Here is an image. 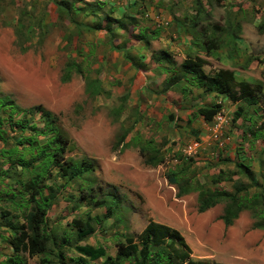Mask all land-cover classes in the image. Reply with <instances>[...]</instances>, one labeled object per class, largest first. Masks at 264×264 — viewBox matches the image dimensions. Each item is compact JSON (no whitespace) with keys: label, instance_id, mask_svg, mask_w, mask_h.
I'll return each mask as SVG.
<instances>
[{"label":"rangeland","instance_id":"rangeland-1","mask_svg":"<svg viewBox=\"0 0 264 264\" xmlns=\"http://www.w3.org/2000/svg\"><path fill=\"white\" fill-rule=\"evenodd\" d=\"M202 1L203 8L212 9L214 14L211 19L199 20L195 27L192 21L196 17V0H0V94L11 97L25 111L42 106L56 114L74 146L66 157L95 159L99 163L96 186H101L96 194L103 199L108 193H117L120 201L119 212L106 217L104 207L77 206L76 185L62 188L48 216V230L55 241L47 252L35 256L15 252L9 242L11 225L26 230L24 215L33 210L22 183L39 172V159L34 161L33 168L22 167L20 160L28 162L36 155L35 151L25 149L24 144L33 137L39 141V134L33 135L31 128L39 130L40 120L37 113L19 114L12 122L3 116L1 128L7 141L0 142V149L15 152L0 155V264H13L10 261L16 257L22 264H86L76 250L77 245L84 244L102 245L108 255L115 257L117 241L125 235L138 241L151 220L178 230L191 248L194 261L264 264V230L251 228L250 212L244 211L232 227H226L220 216L217 217L221 208L198 213L197 193L177 198L178 189L165 177L167 172L175 171L180 180L192 178L195 182L209 183L220 169L234 171L231 163L212 157V153L218 154V148L208 144L220 129L222 140L227 143L224 151L230 153L234 149L232 160L235 162L258 164L259 171L255 172L259 181L264 182V135L260 143L242 139V130L233 121L234 114H230L231 104L225 108L232 118L220 120L217 130L208 128L210 121L204 118L194 126L185 125L179 116L181 109L175 108L176 103L182 102L180 96L170 94L167 98L174 99L171 113L154 99L163 96L158 92L162 91L166 77L151 55L168 51L177 64L188 55L200 56L210 74L229 67L241 74L238 79L255 85L261 83V90L256 94L264 111V0ZM60 2L69 4L70 14L57 11ZM123 13L136 17L139 27L118 32L114 20L122 18ZM73 21L92 26L101 23L113 30L107 33L81 27L78 36ZM213 24L219 26L214 40L223 48L208 55L201 46L189 44V35L203 34V40L213 33ZM137 30L157 32L152 35L149 47L137 41ZM116 48H127L128 57L135 65H144V71H137ZM234 48L237 52H232V61L223 64L222 57ZM204 57H213L215 61ZM71 62L78 63L82 72L73 73L70 82L62 83L66 66ZM249 63L253 68L241 72ZM96 78L108 92L94 97L87 93L86 85ZM187 100L192 107L189 110L205 107L201 105L205 102L201 95ZM171 114L173 121L169 120ZM22 120L30 126L21 132L17 125ZM254 126L257 130L260 125ZM128 131L126 146L115 150L117 139ZM148 141L151 142L148 148L158 151L164 159L155 168L145 166L139 154L140 147ZM196 141L201 143L198 152H185L184 146ZM50 171L47 183L56 191L66 186L57 169ZM235 180L236 183L226 182L216 189L233 191L239 185L237 181L247 184L244 177L238 176ZM87 216L98 217L94 223L96 232L79 243L70 224L75 218ZM102 261H87V264ZM122 264H133V261Z\"/></svg>","mask_w":264,"mask_h":264},{"label":"trees","instance_id":"trees-1","mask_svg":"<svg viewBox=\"0 0 264 264\" xmlns=\"http://www.w3.org/2000/svg\"><path fill=\"white\" fill-rule=\"evenodd\" d=\"M71 4H74V2ZM195 5L197 14L192 24L197 27L199 20H202L201 14H203L205 9L203 8L202 0H196ZM56 7L57 11L66 14H70L72 10L69 4L64 2L57 3ZM95 13L96 10L93 9V14L96 15ZM107 19L110 20V17L108 16ZM205 19L208 18L206 17ZM174 20L176 19L174 18ZM114 21V28L118 32H127L129 27L133 29L139 27V21L136 17L124 13L122 18ZM73 23L76 26L78 36H80L81 27L89 31L96 29L107 33H112L113 30L112 28L109 29V27L105 28L101 23L97 26L79 25L76 21H73ZM180 27L183 28L182 26ZM218 27L213 24V33L209 37L203 38V40V34L199 36L192 34V45L194 47L201 46L202 51L208 55L220 51L223 48L222 45L217 42V39L214 40ZM261 28L262 26H259V29ZM192 30L195 32L194 29ZM152 35H157V32L139 30L138 36H135V38L149 47ZM119 49L137 71H144V65H135L136 62L134 63L133 59L128 57L127 48ZM233 51L237 52V49L234 48V50L229 51L231 59L233 58ZM191 55L194 54L191 53ZM189 56L182 63L177 64L175 58L168 51L152 53L151 60L166 77L163 82V89L158 94L164 96L169 92H176L186 95L190 94L193 89H201L206 94L223 95L229 101L238 104L234 112L233 121L235 123L239 120L242 121L239 128L244 132L248 142L253 143L256 141L261 136H259L261 133L263 136L264 111L260 107L259 97L256 94L258 90H261V83L260 85H255L244 79H238L233 71L226 69H221L215 74L207 73L204 69V64H206L204 59L200 56L195 58ZM81 72L78 63H69L62 76V83L70 82L73 73L80 74ZM256 84L259 83L256 82ZM86 91L89 95H94V97L108 92L98 78L87 83ZM124 99L126 100V97ZM217 108H219L217 105H213L211 108L205 106L199 108L197 113L204 115L206 120H211L217 112ZM22 113L39 114V130H36L35 127L31 128L33 135L39 134V141L33 137L26 142V145L24 144L25 149L31 152L35 151L36 155H33V160L28 162L23 159L20 160L22 167L33 168L34 161L39 159V172L35 173V176L28 182L22 183V187L29 197L28 202L33 204V210L24 215L26 230L19 225H11L12 239L9 242L15 252H26L30 256H35L45 254L50 244L55 241V238L52 237L48 230V216L55 206L62 188L67 189L69 186L73 188L76 185L77 200L79 201L77 206L104 207L107 210L106 217L115 216L119 212L120 201L117 193H108L103 199L98 197L96 190H101V186H96L98 179L95 173L99 169V163L95 159L89 158H82L81 160L67 158L66 154L74 149L72 141L62 129L58 116L42 106H36L25 111L11 97L0 94V142L4 143L7 141L5 131H2L1 128L5 121L3 116H6L7 120L12 122L15 116ZM169 120L173 121L172 114L169 116ZM247 121L250 122L249 125L246 124ZM256 123L260 125L256 127L257 130H255L254 126ZM17 126L22 132L30 125L28 121L24 123L22 120L18 122ZM129 134L130 132L128 131L117 139L115 150L119 146H126L125 143L129 138ZM137 139L140 140L139 137ZM150 144L151 142L148 141L142 145L139 149V154L143 158L145 166L155 168L161 165L164 159L158 151L148 148ZM14 152L0 149V155L4 156ZM221 160H224L227 164L231 163L234 171L220 169L217 175L212 176L209 183L195 182L192 178L180 180L179 174L175 171L167 172L165 177L171 185L178 189L177 198L197 193L198 213H205L219 204H225L226 208L220 219L226 227L232 226L241 213L248 211L253 219L251 228L264 230V182L259 181L258 175L251 169L250 164L245 165L239 160L235 162L234 159L229 158H221ZM51 169H57L56 172L59 176L65 179L66 186L64 185L57 191L53 185L47 183L48 179L51 178ZM238 176L244 177L247 184L237 181L239 185L234 187L233 191L216 189L222 183L235 182V178ZM96 221H98L97 216L73 219L70 225L75 229L79 243L85 242L95 234L96 227L94 223ZM117 242L115 257L108 255L106 248L102 245H77L76 250L82 258L80 260H83L86 264L87 261L95 262L101 259H103L101 264H122V262L130 260L133 261V264H206L201 261H194L191 258V248L178 230L153 220L149 221L138 241L125 235L123 239ZM10 262L22 264L19 257Z\"/></svg>","mask_w":264,"mask_h":264},{"label":"crops","instance_id":"crops-1","mask_svg":"<svg viewBox=\"0 0 264 264\" xmlns=\"http://www.w3.org/2000/svg\"><path fill=\"white\" fill-rule=\"evenodd\" d=\"M205 9L206 10L203 12V14H201L202 22H203V19L206 18V17L211 19L212 18L211 14H214L213 13L214 11L211 13L212 9H210V8L209 9L205 8ZM196 14H197V12H196ZM196 36H198V35H196ZM189 37H190L189 44L192 46V42L191 41L193 39H192V36L191 35H189ZM229 53L230 52H228V54L226 53V56H224V58L222 57L223 64L227 63L226 61H229V62L232 61L231 58L229 57ZM204 58L205 59L207 58V60H209V61L211 60L212 62L215 61V59L213 57H204ZM232 64L234 65V63H232ZM252 68H253L252 63H249L247 67H242L243 70L241 72L246 73L247 72V69H252ZM228 69L231 70V68H229V67H228ZM205 71H206V69H205ZM233 72L235 73V75L237 77H240L241 76V74L237 73L236 71L233 70ZM170 94H172L174 96H178V97L180 96L182 98V102L176 103L175 108L178 107L179 110L181 109L179 111V116L184 121V124L185 125H189V126L196 125L197 122L201 121V118H204L205 117L204 115H200L199 113H197V110L199 108H201L200 106L197 109H191V110H189V108H192V107H190L188 105L189 102H188L187 99L190 98V97H192L193 95H201L203 97V99H205V102L204 103H201V105L207 106L209 108H211L213 105H217L219 107V108L216 109L217 112L213 115V117L211 118V120H209L210 123H209L208 128H210V129H214L216 127V129L218 130L219 127H220V123H221L219 121L220 120H225V119H228L229 118V114H226V108H225V107L228 106V104H231V108H230V110H231L230 112L231 113L230 114H234V112L236 111V109L238 107V104H234L233 102L229 101V99L227 97H225L223 95H217L215 93L214 94H210V93H207L206 94V93H203V91L201 89H193L190 94H186V95L185 94H181V93H176V92H169L167 95H165V98H164V96L154 97V99H156V98L158 99V101L161 103V105L166 110H169L170 111L169 113H171L172 110H173L172 104H173V101H174L173 98H169V100H167V98L169 97ZM230 118H232V116ZM241 123H242L241 120L237 121V124L239 126H241ZM246 124L249 125L250 122L247 121ZM219 131H220V129L215 133L214 139H212L213 137L208 136V138H211L212 139V142H210L208 145H210V147H214V149L215 148H218V150H217L218 154L216 155V153H212V157L215 156L218 159H220V158H223V159L224 158H227V159L228 158L229 159L234 158L235 159V157H234V154L235 153H233L234 149L230 153H229L228 150H225L224 151V147L227 145V143L222 140L221 132H219ZM259 136L262 137V133L259 134ZM260 137L256 140V142H259L260 143V141H261V138ZM241 138L242 139H245L246 138V136H245V134H244L243 131H242V134H241ZM228 141L231 144V137L228 138ZM200 146H201V143H199L198 141H196V142H193L190 145H185L184 146V150H185V152H189V154H192V153L193 154H196L198 152ZM206 147H207V145L204 146L203 148L206 149ZM240 162L241 163H244L245 165L248 164V163H246V161H240ZM250 167H251V169L253 171H259V165L258 164L257 165L252 164V165H250ZM215 207L216 208H218V207L221 208V211L218 213L217 217L223 215L224 210L226 208V205L225 204H219V205H217ZM214 208H211V211L214 210ZM213 217H216V214Z\"/></svg>","mask_w":264,"mask_h":264}]
</instances>
